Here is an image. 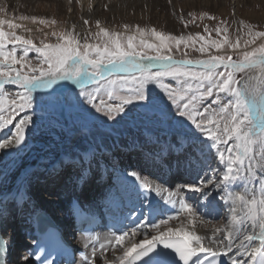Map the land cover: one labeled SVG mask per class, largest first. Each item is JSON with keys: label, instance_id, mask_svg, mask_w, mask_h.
<instances>
[{"label": "snow or ice", "instance_id": "1", "mask_svg": "<svg viewBox=\"0 0 264 264\" xmlns=\"http://www.w3.org/2000/svg\"><path fill=\"white\" fill-rule=\"evenodd\" d=\"M22 19H28V17H22ZM32 19L36 18L32 17ZM41 23L45 21L42 20ZM84 23L87 24L88 21L85 20ZM5 24L13 30L21 27L11 20L0 19V130L12 124L18 111L32 107L34 89L50 88L58 80L71 81L80 87L79 95L84 98L83 103L91 105L97 113H102L107 120L112 121H116L117 117L122 119L121 114H126L128 105L144 101L151 104L155 98L149 97L146 85L152 83L163 92L160 98L161 112L166 115L172 112L174 107L175 114L182 118L177 121L180 126L177 131L180 136L191 141L193 151L190 155L194 159L199 162V157L194 151L198 147L196 141L199 139L195 131L207 137L205 141L200 142L201 155L203 154L202 145L207 144V141H211L207 144L209 151L215 149V154L220 160L223 161L225 152L228 153L225 170L219 178H216L214 184L212 177H201L199 183H186L176 193L169 190L166 201L178 206L180 213H186L189 217H198L199 209L187 199L184 189L197 193L199 198L205 200V206L212 207L213 201L208 188V185H212L219 192L225 193L221 199L229 205V215L222 227L214 226L210 236H201L195 231H186L183 228L178 230L168 228L166 231L151 235L150 238L145 235L139 242L130 240V246H125L124 242L130 234L132 237L140 234L139 227L120 230L119 234L113 232L105 236L102 241L97 238L99 255L94 245L91 255L83 258L84 264H101V261L102 264H181V262L182 264H204L200 253H210L212 264H215L218 255H228L232 251L234 241L237 239L241 240L240 247L244 249L240 252L238 248V255L246 256L247 259H234L232 264H264V45L252 51H245L242 59L238 61H233L231 56L225 59L222 55L197 61V64L205 68V71L200 73L182 70L185 65L191 64V61H174L170 56L160 55L157 51L155 59L161 62L160 67L164 71L153 72L151 64L145 67L137 59H153L147 57L146 53L137 51L138 47L156 48V45L143 39L137 45L133 42L135 37L128 36L125 45L119 34L109 33L107 29L100 28L96 35H102L105 38L103 47L99 44H81V41L72 33H61L59 40L63 41L62 43L43 44L42 47H38L32 39H26L15 31H5L3 27ZM144 34V31L140 30V35ZM152 34L160 40L161 48L167 47L168 37L154 29ZM53 35L56 34L53 33ZM255 36L264 37V31L255 33ZM200 38L203 39V37ZM227 42L225 38L224 43ZM179 43L180 41L177 40V44ZM8 44L25 46L24 56L17 57L15 47L6 51ZM212 44L217 49L222 47L219 41H213ZM236 46L232 45L234 48ZM33 49L40 54L41 59L35 66L27 65L32 73L29 75L15 68V65L19 64L21 68H24L26 65L22 61ZM205 50L203 46L199 49L202 53ZM42 65H47V68L45 69ZM221 67L224 71H217ZM130 68L141 72L140 79L134 81L131 88L126 91L118 89L116 80H107L105 87L103 89L100 87V82L106 80L107 75L126 72ZM237 72L246 73L247 78L238 81L234 76ZM166 76L176 79L191 77L199 83L194 87L193 84L184 81L177 89L163 83V78ZM205 81L206 86H204ZM89 83L97 85L94 91L84 90V85ZM125 83L128 82L125 81ZM7 84L17 85L24 91L16 98L9 99L5 91ZM241 84L242 86H238ZM219 93H226L231 99L221 102ZM104 97H107V101ZM208 97H214L211 104H216L218 107L212 108L210 104L201 110L198 105ZM6 103L7 109H5ZM140 106L146 107L147 104ZM5 111L8 113L7 116ZM31 123V117L28 116L20 120L15 125V132L11 137H4L0 141V149H8L13 145L20 146L25 138V130ZM185 124L189 127L194 126L195 131H183ZM229 141H233L232 146L225 147L224 151H221V146H227ZM190 166H192L191 162ZM242 169L245 172L244 176L240 174ZM86 171V168L81 167V179L84 178ZM127 175L137 180L141 179L135 171ZM250 177L254 179L251 192L247 185ZM237 181H244L241 188L230 189L229 186ZM141 187L155 191L157 195L165 191L162 186L153 188L151 184H142ZM173 195L177 198L173 199ZM171 219L174 217L161 219L158 224L153 223L152 228L159 229L160 225L168 224ZM189 222L192 223L191 220ZM245 225H250L253 229L250 234L246 231ZM173 236H180L181 239L174 241L171 239ZM205 239L208 241V246L203 242ZM254 241H259L258 245L253 246ZM3 244V237H0V245ZM117 246H119L120 255L116 254ZM109 249H112V256L115 259L105 256ZM24 259L27 260L28 257ZM37 259L40 258L37 257ZM45 264H53V262L45 259Z\"/></svg>", "mask_w": 264, "mask_h": 264}, {"label": "rangeland", "instance_id": "2", "mask_svg": "<svg viewBox=\"0 0 264 264\" xmlns=\"http://www.w3.org/2000/svg\"><path fill=\"white\" fill-rule=\"evenodd\" d=\"M66 1L68 2L66 9L59 12L57 4L55 2L51 4L48 0L36 3H33L34 1L31 0H0V9H3V11H0V19L11 20L13 23L21 25L20 28L13 30L8 28L7 24H5L3 26L4 30L8 32L15 31L18 35H21L26 39H32L38 47H42L43 44L62 43L63 41L59 40L61 33H72L73 36H76V38L81 41V44H99L103 47L105 38H103L102 35L97 36L96 33L99 32L100 28H104L107 29L109 33L119 34L122 43L125 45L127 43L128 36L135 37L133 42L137 45H139L141 39L156 45L155 49L137 48V51H142L146 53L147 57L153 58H137L144 66L147 61H158L155 57L157 55V51H159L160 55L170 56L171 58L184 61H191L192 64L185 65L182 70L195 73L205 71L204 66L197 64V61L207 60L210 56L220 55L224 56L225 59H227L228 56H231L233 61H238L242 59L245 51H252L253 49L264 45V37L255 36V33L264 31V0H199L193 4L189 3L190 0H177L175 3L173 0H168L167 9H162L158 16H153L152 11H148L146 8L145 12L140 13H136L133 9L129 16L127 15L126 17H123L120 14V10H115L116 12H114L113 9L105 6L102 10L103 13L97 20H88L89 32L84 37L74 30H69L68 21L70 19V14L72 13L71 8L73 2L72 0ZM82 3H84V0H77L76 2L78 7L77 11L79 12V15L75 18L77 21L83 17L81 14V10L83 9ZM208 3H210V5L207 6L206 4ZM174 5L175 8H173ZM22 17H28V19H22ZM32 17H35L36 19L33 20ZM171 19L174 21V25L172 27L168 24ZM42 20L45 21V23H41ZM53 21H55V23H53ZM97 21H99V26H97ZM153 29L156 32L168 37L166 42L167 47H160L161 42L152 34ZM217 29H219V31H217ZM224 29H227V31H224ZM140 30L144 31L145 34L143 36L140 35ZM53 33L56 35H53ZM200 37H203V39ZM225 38L228 41L227 43H224ZM177 40L180 41L179 44H177ZM213 41H219L222 44V47L217 49L213 46ZM232 45L237 46L234 48ZM202 46L206 49L203 53L199 51ZM13 47H15L17 57L24 56L25 46L23 45L14 46L12 44H8L5 50L9 51ZM83 50L84 49L81 47V51ZM40 59V54L33 49L28 52L27 56H25L22 61V63H25L26 66L21 68V65L17 64L15 65V68L19 69L23 73L31 75L32 73L29 71L27 65L35 66L40 62ZM42 67L46 69L47 65H42ZM151 71H164V69L159 66L151 68ZM217 71H224V69L221 67L218 68ZM234 76L238 81H242V79L246 78V73L237 72ZM140 77L141 72L138 69L130 68L126 72H117L112 75H107L106 80L100 82V87L103 89L107 80H116L118 81L117 88L126 91L128 88H131L133 86V82L138 81ZM125 81L128 83H125ZM184 81H188L193 84L194 87L199 83V81L191 77H180L176 79L166 76L163 78V83L172 85L177 89H179L181 83ZM57 85L58 83L56 82L49 91L34 89L32 92V107L18 111L13 118L12 124L8 125L7 128L0 130V133H4L23 116L31 115L35 117V119L40 121L46 129L42 141L47 139L56 140L57 136L61 138L62 151L69 159H67L68 162L66 163L67 165L65 171L68 178L71 177L70 175L74 174V169L72 168L75 163L74 158H72L73 151L80 148V146L84 148L87 145L82 141L84 137L88 138V136H90L94 138V140L113 136L129 138L133 132H144L147 140L146 142H149V145L145 143L144 148L146 147L150 150L151 147H153V151L157 150L154 154L162 153L164 150L163 148L166 145V142H164L163 139L167 136L175 139L181 138V140L183 138L184 142L187 141L186 148H183V158L191 160L190 162L192 166H190L189 163L188 171H183L182 174H178V177L181 178L184 175H188L187 172H190L192 175L188 176L191 177V179L185 181L184 183L178 181L174 185L172 184L170 188L171 190L181 189V187L186 183H199L201 177H212L214 184L216 178H219L225 170V160L227 157L226 152L225 159L223 161L220 160L215 154V149H211V151H209L207 144H210L211 141H207V144L202 145L203 154H199L200 142L205 141L207 137L198 131H195L194 126L189 127L188 124H185L183 131H195V135L199 137L196 141L198 147L194 149L196 156L199 157V162L195 160L192 155L190 156V152L193 151L191 148V141L180 136L177 131L180 127L177 124V121L182 118H180L178 114H175L174 107L172 112H169L166 115L161 112L160 98L163 96V92L158 86H155L152 83L146 85L149 97L155 98L151 104L144 101L128 105L126 108V114H121L123 118L121 119L117 117L116 121H112L107 120L102 113H97L91 105L83 103L84 98L79 95L81 91L80 87H66L61 94L56 91H51L58 89ZM206 85L207 82L205 81L204 86ZM96 87L97 85L89 83L84 85V90L94 91ZM5 91L9 99H12L16 98L18 94H22L24 90L17 85L7 84L5 86ZM101 95H103V92H101ZM219 96L221 102H227V100L231 99V97H229L226 93H219ZM104 98L107 101V97ZM213 99L214 97L206 98L200 105H198V107L202 110L204 107L209 106ZM116 102H118V100ZM165 102H167L166 98ZM141 104H147V106L141 107ZM7 107L8 105L6 103L5 109H7ZM211 107L216 108L218 105L211 104ZM59 113L63 114L64 119L59 116ZM7 115L8 113L5 111V116ZM222 126L223 124L221 123V127ZM149 139H154L155 143L158 141L161 144H158V142L157 144H151L152 141ZM89 140H87V142H90ZM231 144H233V141H229L227 146L222 145L221 151H224L225 147H230ZM146 148L144 150H147ZM129 151L130 150H127V153ZM125 152L126 150H123L120 154H127ZM130 152L133 154L132 151ZM35 153H37L36 150H34V154ZM142 153L145 154V151ZM168 154L164 155L162 153L164 156H167ZM145 159L146 157H140L137 160L145 166V169L149 172V174L157 178L159 177L158 179L163 182L164 176H159L162 173L158 175L153 172L159 167L163 168L164 165L162 166V164L159 163H152L154 158L152 161H147ZM163 159L165 160V157ZM175 160V155L172 152L170 153V156L166 158L167 162ZM166 161H162L163 164H165ZM182 161L185 163L189 162L182 159L180 161L181 164H185L182 163ZM103 162L110 163V158H104ZM112 163L113 162L110 164L112 165ZM91 169L93 168L91 167ZM59 170L60 169L57 171ZM51 171L50 173H52ZM100 173L101 172H98L96 174L100 175ZM16 174L17 170H13L10 175L11 179H13ZM52 175L53 174H49L48 177H46L47 179L42 178L41 185L42 183H54L55 181L51 182ZM98 176H96V178ZM75 184L76 183H74V186ZM46 188L49 187L47 186ZM54 188L38 191L39 196L44 198L51 197L58 199L59 201V199H61L57 193L59 190ZM208 188L213 201L212 207L205 206V200L203 198H199L197 193L192 194L194 198L191 199V202L195 204L197 208L200 207L204 213V215L198 216L202 225H208L209 227H222L226 222L228 212L225 201L221 199V196H224L225 193L219 192V190L212 185H208ZM187 190L188 189H184L186 194ZM213 207H217V210L220 213H218L217 216L213 215L214 213H210L208 216L205 215V212H212L210 209ZM201 217L203 219H201ZM189 219L190 217L188 214L179 213L177 216H174V219L169 220L168 224L160 225L159 229H153L161 230L165 226L188 221ZM148 227L152 228L150 226ZM141 232L142 231L139 233ZM130 238H132L131 234L129 235V238H126L125 242H128ZM118 249L119 246H117V255L121 253ZM24 254L25 252H14L13 255L16 261H13V264H23L22 262L26 261L24 259L26 254Z\"/></svg>", "mask_w": 264, "mask_h": 264}, {"label": "bare ground", "instance_id": "3", "mask_svg": "<svg viewBox=\"0 0 264 264\" xmlns=\"http://www.w3.org/2000/svg\"><path fill=\"white\" fill-rule=\"evenodd\" d=\"M31 1H34L33 3H36L44 0H31ZM48 1L51 4L55 2L57 4L59 12L64 11V9H66V6L68 4L66 0H48ZM176 1L177 0H173L174 3ZM196 1L199 0H190L189 3L193 4ZM72 2H73L71 8L72 13L70 14V19L68 21V28L69 30H74L78 34L83 35L82 37H84L89 32L88 20L89 19L97 20L100 17V15L103 13L102 10L105 6H108L111 9H113L114 12L120 10V14L123 17L124 16L126 17L127 15L129 16V14L133 9L135 10L136 13H140V12H145L146 8L148 9V11H152L153 16H158L162 9L165 8L167 9L168 6L167 4L169 1L168 0H84V3H82L83 9L81 10V14L83 17L78 21L75 20V18L79 15V12L77 11L78 7L76 4L77 0H72ZM206 5L207 6L210 5V3ZM173 8H175V5ZM85 20L88 21L87 24L84 23ZM168 24L170 27H172L174 25V21L171 19L169 20ZM245 77L247 78V74ZM63 84H67V82ZM71 84L73 83L71 82ZM54 85L55 83L50 88L47 89H52ZM57 87L58 89H56V91L60 90L62 92L64 89V88L59 89V85H57ZM26 116L31 117L32 123L25 130V138L23 143L20 146L13 145L8 149H0V217L2 218L4 223L6 222L8 217L20 214V209L29 210L31 206L34 207L36 206V204L38 205L41 204L43 206L56 205L59 207V206H63L64 204L70 205L75 201H79V202L83 201L81 197H78L77 194L73 192H71V194H69L68 197L62 199L61 203H56L57 201L52 202V199L46 201L44 197L39 196L38 191L40 190H38L37 188L39 187V185H41V179L48 177L51 170L53 172L54 171L56 172L58 169H60L56 173L55 172L53 173L51 177L52 180L51 179L50 180L51 182L55 181L53 184L56 185L61 183L64 177L62 172L66 170V165H67L66 163L68 162L69 159L67 156H65V153H63L62 151L61 138H59L56 135L57 136L56 140L47 139L45 141L44 140L42 141L43 135L46 130L45 126L40 121L36 120L35 117L31 115H26ZM26 116L20 118L4 133H0V141H2L4 137H11V135L15 132V125L20 120L24 119ZM145 137L146 136L144 132L143 133L133 132L129 138L128 137L123 138L122 136L121 137L113 136V137H105L103 139L101 138L94 140V138L90 136H88V138L84 137L82 141L84 144L86 143L87 145L84 148L80 146V148L76 149L72 153V158H74V160L77 161L76 164L78 163L77 164L78 169L80 170L81 167L87 169V171L84 173L83 179H81V171L78 174H76L78 184L82 181L80 185L83 184L84 182L85 183L84 185L86 187L89 184L92 177L94 176V174L97 173L96 171L101 169L103 170V173L106 175L105 179H107L108 181L110 180L116 181L115 184H112L109 187L106 186L105 188L102 189L101 191L102 196L104 198L106 197V200L110 199L112 200V202L118 201L124 204L126 203L127 200H131L132 203H136L139 208V211L131 212V214L135 215L136 217L142 218L145 213V210H147L146 207L147 200L144 199L143 195L148 191L154 194L155 202L160 206H162L166 212H168L169 209H172V213L168 216L170 217L177 216V214L180 213L178 206L171 203H167L166 201L169 195V190L172 193H176L178 190H180V188L175 190L173 188H172L173 190L170 189L172 186L170 184L171 181L170 177L172 176V174L177 171H185V170L188 171V165L191 160L183 158L184 155L183 148H186L187 141L184 142L183 138L181 140V138L175 139L168 136L165 137L163 141L166 142V145L164 146L163 148L164 150L162 151V153L164 155L168 153L169 154L167 156H164L162 155V153L154 154L157 150L153 151V147H151L150 150L145 147L147 150H144L145 149L144 145L145 143H147ZM90 138L92 139L89 140ZM87 140H89L90 142H87ZM149 140L152 141L151 144H157L158 142L157 141L155 143L154 139H149ZM148 143L147 145H149ZM158 144L161 143L158 142ZM34 150H36L37 153L34 154ZM123 150H126L125 153H127V150H130L133 152V154L129 151L127 154L121 155L120 153ZM144 151L145 154L142 153ZM171 152L177 157H179L177 163L166 162L165 164H162L164 165V169L161 170V168L159 167L156 170L158 174L162 173L161 175H159L160 177H162L164 174H167L165 181L163 182L158 179L159 177L157 178L149 174V172H147V170L145 169V166L137 160L140 157L142 158L146 157L145 160L147 161H152V159L154 158L153 161L155 162L152 161V163H159V162L161 163L162 161H166V158L170 156ZM199 154H201L200 150H199ZM226 156H228L227 152H226ZM107 157L111 158L112 160L111 162H113L112 165L110 164L111 162L110 163L103 162L104 158ZM164 157L165 160L163 159ZM182 159L189 162L185 163L182 161V163L185 164H181L180 161ZM225 162L227 163V157ZM91 167L95 171L91 169ZM13 170H17V174L13 179H11L10 175ZM132 171H135L141 177V179L137 180L135 177L132 176L129 177L127 173ZM188 174L192 175L190 172ZM240 174L241 176L245 175L243 169L241 170ZM243 183L244 181H237L235 182V184L230 185L229 188L232 190H239ZM71 184H72L71 180L66 181L64 182V187L69 188ZM142 184H151L153 188H155L156 186H162V188L165 191H163L161 195H157L155 191L145 190L144 188H142L141 187ZM247 185L249 192H251L252 188L254 187V179L251 177L248 178ZM193 193L194 192H190L187 190L186 196L188 200L192 201L191 199L194 198L192 196ZM176 198L177 197L173 195V199ZM226 205H227V211H228L227 216H228L229 205L227 203ZM198 209L200 215H204L202 209L200 207ZM214 209H215L214 211L213 208L210 209V211L212 212H205V215L208 216L210 215V213L212 214L214 213L213 215L217 216L218 213L220 212L217 210V207H215ZM190 220L192 221V223L189 222ZM133 226H134L133 228L139 227V232L140 231L142 232L137 236L130 238L128 242H125V246H130V240H135L136 242H139V240L143 239L145 235H147L150 238L151 235H155L159 231H166L168 228H173L174 230L183 228L186 231H195L198 235L201 236H206V235L210 236L214 228V227H209L208 225H204V224L202 225L198 217H190L188 221L165 226L161 230H154L153 228H149L145 226V224H143L142 222H140L137 225L134 224ZM217 227H221V226H217ZM245 229L249 234L253 231L250 225H245ZM79 238L80 240L86 239L83 237H79ZM171 238L181 239L180 236H173ZM203 242L206 244V246H208L207 239H205ZM78 243L80 246H82L85 245L87 242L85 241L83 242V244H81L80 242ZM240 243H241L240 239L235 240L232 251L229 252L228 255H219L221 258H223L225 264H232V261L234 259H247L246 256L240 257L238 255L237 252L238 248L240 252L244 251V249L240 247ZM258 243L259 241H254L253 246L258 245ZM98 249L99 248H97V250ZM23 252L24 251H22L21 253ZM110 253H112V250L109 249V251L105 253V256H107L110 259H115V257L112 256V254ZM97 254L99 255V250ZM120 254L121 253H119L118 255ZM199 255L201 260L203 261L211 257L210 253L208 254L200 253ZM22 263L32 264L29 257L25 262Z\"/></svg>", "mask_w": 264, "mask_h": 264}, {"label": "water", "instance_id": "4", "mask_svg": "<svg viewBox=\"0 0 264 264\" xmlns=\"http://www.w3.org/2000/svg\"><path fill=\"white\" fill-rule=\"evenodd\" d=\"M172 60H174V61H184V60H177V59H172ZM192 64V63H191Z\"/></svg>", "mask_w": 264, "mask_h": 264}]
</instances>
